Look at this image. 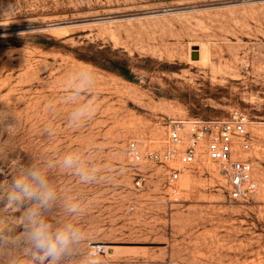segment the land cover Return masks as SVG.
<instances>
[{
  "label": "rangeland",
  "instance_id": "1",
  "mask_svg": "<svg viewBox=\"0 0 264 264\" xmlns=\"http://www.w3.org/2000/svg\"><path fill=\"white\" fill-rule=\"evenodd\" d=\"M96 51L131 78L83 60ZM84 66L96 74L98 107L72 128L65 82ZM235 110L250 120L244 157L259 184L250 203L230 199L223 166L206 154L177 194L169 166L129 156L131 141L164 152L173 122L222 121ZM0 113V182L13 161L66 150L101 166L92 184L52 176L62 195L87 203L80 222L108 264H264V0H0ZM19 214L0 209V229L18 230Z\"/></svg>",
  "mask_w": 264,
  "mask_h": 264
},
{
  "label": "clouds",
  "instance_id": "2",
  "mask_svg": "<svg viewBox=\"0 0 264 264\" xmlns=\"http://www.w3.org/2000/svg\"><path fill=\"white\" fill-rule=\"evenodd\" d=\"M96 74L88 66L70 72L65 82V100L71 105L68 127L77 128L92 117L98 107ZM3 113H0L2 118ZM18 120V118H17ZM19 121L8 127L9 134ZM43 133L51 140L56 129L46 125ZM71 173L83 184L102 179L101 166L77 150H66L30 163L16 164L10 179L0 182V209L19 210L18 230L0 229V264H108L103 249L94 243V231L80 222L87 203L62 195L53 179L55 171ZM59 210L58 217L53 221Z\"/></svg>",
  "mask_w": 264,
  "mask_h": 264
},
{
  "label": "built area",
  "instance_id": "3",
  "mask_svg": "<svg viewBox=\"0 0 264 264\" xmlns=\"http://www.w3.org/2000/svg\"><path fill=\"white\" fill-rule=\"evenodd\" d=\"M249 117L235 110L225 120L173 122L169 127L168 148L164 152L144 153L140 143L131 141L128 153L135 164L154 162L170 168L168 186L179 192L182 176L188 174L201 154L220 163L228 182V195L239 203H250L258 193L252 162L244 157L251 148ZM172 164H177L173 167ZM144 181L139 175L137 185Z\"/></svg>",
  "mask_w": 264,
  "mask_h": 264
},
{
  "label": "trees",
  "instance_id": "4",
  "mask_svg": "<svg viewBox=\"0 0 264 264\" xmlns=\"http://www.w3.org/2000/svg\"><path fill=\"white\" fill-rule=\"evenodd\" d=\"M82 58H84L83 60L93 65L99 66V67H105L106 66L105 64L107 62L110 64V65H107V68H109L110 70H113L126 78H129V79L131 78L130 71L127 68H125L123 64H121L119 61H112V60L106 59L103 56L102 51H96L92 55L90 56L88 55L87 57L83 56Z\"/></svg>",
  "mask_w": 264,
  "mask_h": 264
},
{
  "label": "water",
  "instance_id": "5",
  "mask_svg": "<svg viewBox=\"0 0 264 264\" xmlns=\"http://www.w3.org/2000/svg\"><path fill=\"white\" fill-rule=\"evenodd\" d=\"M199 58H200L199 53L196 52V51L193 52V54H192V60L196 61V60H199Z\"/></svg>",
  "mask_w": 264,
  "mask_h": 264
},
{
  "label": "bare ground",
  "instance_id": "6",
  "mask_svg": "<svg viewBox=\"0 0 264 264\" xmlns=\"http://www.w3.org/2000/svg\"><path fill=\"white\" fill-rule=\"evenodd\" d=\"M206 161H207V160L204 159V162H206ZM204 162H203V163H204ZM207 168H209L210 170H213V171H218L217 168L214 167V165H213L212 167H209V166H208Z\"/></svg>",
  "mask_w": 264,
  "mask_h": 264
}]
</instances>
